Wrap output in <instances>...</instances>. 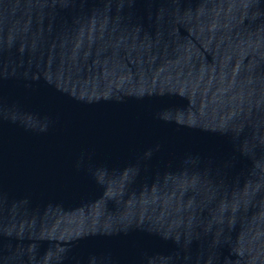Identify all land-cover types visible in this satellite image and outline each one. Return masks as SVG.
<instances>
[{"label":"water","instance_id":"95a60500","mask_svg":"<svg viewBox=\"0 0 264 264\" xmlns=\"http://www.w3.org/2000/svg\"><path fill=\"white\" fill-rule=\"evenodd\" d=\"M262 242L264 0H0V264Z\"/></svg>","mask_w":264,"mask_h":264}]
</instances>
